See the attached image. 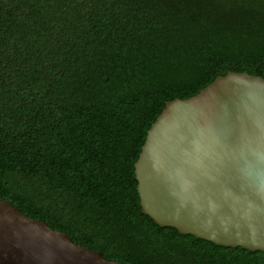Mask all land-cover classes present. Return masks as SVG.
Masks as SVG:
<instances>
[{
    "label": "trees",
    "instance_id": "obj_1",
    "mask_svg": "<svg viewBox=\"0 0 264 264\" xmlns=\"http://www.w3.org/2000/svg\"><path fill=\"white\" fill-rule=\"evenodd\" d=\"M229 71L264 77V0H0V198L109 260L218 264L142 213L135 162Z\"/></svg>",
    "mask_w": 264,
    "mask_h": 264
},
{
    "label": "water",
    "instance_id": "obj_2",
    "mask_svg": "<svg viewBox=\"0 0 264 264\" xmlns=\"http://www.w3.org/2000/svg\"><path fill=\"white\" fill-rule=\"evenodd\" d=\"M142 213L225 247L264 252V77L229 71L152 123L137 161ZM0 264H125L0 198Z\"/></svg>",
    "mask_w": 264,
    "mask_h": 264
},
{
    "label": "flooded vegetation",
    "instance_id": "obj_3",
    "mask_svg": "<svg viewBox=\"0 0 264 264\" xmlns=\"http://www.w3.org/2000/svg\"><path fill=\"white\" fill-rule=\"evenodd\" d=\"M232 249L229 252L224 253L223 255H218L217 260H219L218 264H222V260L220 258L226 256L227 264H264V253L263 251H250L243 252L239 248L242 247H231ZM245 249V248H243Z\"/></svg>",
    "mask_w": 264,
    "mask_h": 264
}]
</instances>
